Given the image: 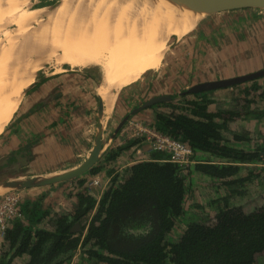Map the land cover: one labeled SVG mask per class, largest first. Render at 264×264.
I'll return each instance as SVG.
<instances>
[{
    "label": "trees",
    "instance_id": "16d2710c",
    "mask_svg": "<svg viewBox=\"0 0 264 264\" xmlns=\"http://www.w3.org/2000/svg\"><path fill=\"white\" fill-rule=\"evenodd\" d=\"M257 80L217 89L239 95L215 112L208 110L212 100L207 95L217 90L183 91L145 108L154 118L147 126L185 143L198 163L181 168L157 152L127 168L120 179L113 177L98 201L88 188L91 178L85 177L103 169L96 165L81 179L69 181L80 190L71 212L63 214L51 216L42 196L24 198L23 219L12 221L5 231L0 264H264V201L245 213L230 206L228 196L213 198L208 204L215 212L208 221L202 214L193 218V210L202 211L200 205L186 204L193 184L188 169L208 177L209 183L218 182L231 195L255 180L264 184V136L227 127L233 120L264 119L259 105L264 90ZM134 144L129 140L107 150L102 160L109 163ZM189 211L190 221L181 223ZM76 224L80 230L73 231Z\"/></svg>",
    "mask_w": 264,
    "mask_h": 264
},
{
    "label": "crops",
    "instance_id": "0c3cea01",
    "mask_svg": "<svg viewBox=\"0 0 264 264\" xmlns=\"http://www.w3.org/2000/svg\"><path fill=\"white\" fill-rule=\"evenodd\" d=\"M257 10L264 12V9H244L211 15V17H216L211 20L218 23L220 22V18H217L218 15L222 20H227L229 19L227 14L237 12V15H244L250 18L253 23L247 26L243 25L244 30L236 33L229 32V22L225 23L224 29L227 28L226 33L229 37L223 38V28H221V34H217L219 38L214 43V53L210 52L211 48L208 46L205 56L200 57L205 63V78H202L203 74H201V81L224 80L264 69V24L255 18L254 11ZM201 32L202 30L199 28L192 34L193 42H196L197 38L198 45H201L199 41L204 35ZM219 39L221 42L218 44ZM92 69L94 68L65 69L60 73H41L36 78L34 85L24 94L17 113L0 136V191L3 189L5 192H2L6 193L16 190L3 187L2 185L6 182L60 174L78 167L91 153L99 116L103 123V139L109 134L108 124L112 126V134H114L123 120L133 119L134 115L129 116V108L145 101L142 95L144 93L136 96L135 99L131 98L130 93L136 87L149 88L148 92V89L145 90V93H148L146 100H150L152 97L169 96L162 92L152 94L153 89H158L155 81L159 82L161 78L159 73L149 74L143 75L128 87L120 88L118 90L120 92H117L115 96L111 95L114 101L109 106V103L102 101L105 97L107 98L108 92L105 97H101L98 91L101 73L98 75ZM257 85L264 90V77L257 80ZM236 95H239L237 90L231 89L209 93L207 98L212 100V104L209 105L208 110L215 112L225 109L227 102ZM107 105L111 107L108 117L104 112V106ZM259 105L264 109V100L260 101ZM137 115L141 116V112ZM153 120L154 118H149V120H142L139 123L150 125ZM227 127L231 132L246 131L257 138L264 136V119L233 120L228 123ZM129 140L131 139L122 138L118 133L110 149L115 150ZM147 152L146 149H140L138 143L135 142L115 160L110 161L114 163L101 162L100 166L103 169L98 174L85 176L91 179L98 177L102 180L99 188H93L92 192L90 191L96 201L99 200L113 177L120 179L124 176L127 168L133 164L150 160L152 155ZM140 155H143V159L138 160L141 158ZM200 155L197 157L203 159ZM195 162L197 163V160ZM211 181L210 184H213L214 181ZM66 184L68 183L64 185ZM61 185L63 184L58 183L48 187L22 189L21 193H25L27 196L33 195L24 197L31 201L42 196L44 201L53 198L63 205L62 198H67L64 196V192L68 190L64 191L62 196L63 186ZM2 194L0 192V196ZM50 194L52 195L50 196ZM72 200L70 209H67L66 212H71L74 204V199L72 198ZM47 204H51V202ZM3 244L4 242L0 244V251ZM19 261L22 262V260Z\"/></svg>",
    "mask_w": 264,
    "mask_h": 264
},
{
    "label": "bare ground",
    "instance_id": "6f19581e",
    "mask_svg": "<svg viewBox=\"0 0 264 264\" xmlns=\"http://www.w3.org/2000/svg\"><path fill=\"white\" fill-rule=\"evenodd\" d=\"M33 1L0 0V135L48 64L99 68L98 91L111 106V95L161 67L171 37L187 36L207 14L185 0H63L31 9Z\"/></svg>",
    "mask_w": 264,
    "mask_h": 264
},
{
    "label": "rangeland",
    "instance_id": "374dc122",
    "mask_svg": "<svg viewBox=\"0 0 264 264\" xmlns=\"http://www.w3.org/2000/svg\"><path fill=\"white\" fill-rule=\"evenodd\" d=\"M34 2H35V0L33 1L32 6H30L31 9L34 7L35 8L40 7L42 5H46L48 8H50V7L59 5L61 2H63V0H37L36 3H34ZM237 14H238L237 12H232V13L227 14V16L229 18L227 20H225V19L222 20L221 17H219L220 15H218L217 18H220L219 19L220 22H218V23L211 20L213 18H216V17H211V15H208L207 17L205 16L201 21H199L196 25L195 30H198L200 28V30H202L201 34L204 33L203 36L201 35L203 38L201 37L200 41H199V43L201 42V45H198V42H197L198 39L197 38H196V42H193L194 36L192 34L195 30L193 32H191L190 34H188L187 36H184L180 39H178L174 36L171 37L169 39L168 49L166 51V54H165V57H164V60L162 62L161 67L156 71H149V72L144 74L145 76H147L149 74H158V73L160 74V78H161V79H159L160 81L159 82L155 81L158 89H153L152 94H156V93L159 94V92H162V93L168 94L169 97H173L175 95L177 96V94H181L183 91H187L188 89H190V87H192L194 85L207 82V81H201L200 80L201 74H203L202 78H205V75H204L205 74V72H204L205 63H203L204 61L200 57L205 56L206 49H208L209 47L211 48V49H209L210 52L214 53V49H215L214 43H216L217 39L219 38V36H217V34H221V28H223L222 34H223V38L225 39V38L229 37L228 34L226 33L227 28L224 29L225 23L229 22V24H228L230 27V28H228V29H230L229 32H235V33L239 32L241 30H244L243 25L247 26L248 24L253 23L250 18H248L244 15L241 16V15H237ZM254 14H255V18L259 19L260 22H262L264 24V12H261V10H257V11H254ZM230 39H232L231 36H230ZM220 42L221 41L219 39L218 44ZM199 48H200V50H199ZM65 69H71V68H69L68 66H65L63 68V70H65ZM63 70H57L56 67L48 64L41 72L38 73L39 75L38 74L37 75L40 76V73L47 74L50 72L60 73V71L62 72ZM92 70H94V72L98 73V75L100 74V69L94 68ZM262 70H264V69H262ZM38 76L35 77V80ZM123 88H125V87H123ZM28 90H26V91H28ZM145 90H147V92H148L149 88L141 89V87H136L134 90L131 91L130 96H131V98L135 99L136 96L144 93V94H142L143 99L145 101H148V100H146L148 98V93L147 92L145 93ZM110 91H112V89ZM119 92L120 91H118V93ZM25 93L26 92H24V94ZM24 94H23V96H24ZM152 96H154V95H152ZM152 98H154V97H152ZM145 101L138 104V105L136 104L137 106L130 107L128 110L129 116H133V115L136 116V117L133 116L132 118L137 122L142 121V120H149V118H153V114L151 115V113L148 112V110L143 109V110H139V111L133 113V111L136 110L137 108H139L140 106H142V104L145 103ZM110 111L111 110H109V114H110ZM140 112H141V116H138L137 114ZM16 113L17 112H15V114ZM15 114H14V116H15ZM12 119H11V121H12ZM107 128L109 131V134H108V136H109L110 133L112 132V126L108 124ZM104 137L106 138V136H104ZM103 153L104 152H102V154ZM102 154H101V156H102ZM142 156L143 155H140V157H142ZM110 163H114V162L112 161ZM197 163H198V161H197ZM115 164H117V163H115ZM118 164H120V163H118ZM195 164H196V162H195ZM96 165L100 166L101 162L98 161V163ZM190 171H192V170L188 169L186 174L188 177L192 178L191 183H193V184L190 187V191L187 193L186 204H187V206L188 205L190 206V205H193L194 203H196V204L200 205L201 209H202V211L193 210V218L196 217V218L200 219L201 215H199V214H202V217H204L205 220L208 221L209 219H211L214 215L215 207L208 204V201L209 200L212 201L213 198L217 199L220 197L228 196L227 197L228 204L230 206H240L245 213H250L251 211L255 210L256 208H258L260 205L263 204V201H264V184L261 182L262 180L261 181L255 180L253 182H249L248 184H250V185L247 184L245 186V188H239L238 189V193H240L239 195H235V194L231 195V194H228V189L220 186V184L218 182L214 181L213 182V183H215L214 185L210 184L208 182L209 181L208 177H204V176L199 175L197 173L196 174H193V173L190 174V173H188ZM79 179H81V177ZM67 183L68 184H66V185H64L65 183H61V184H63V185H61V186H63L62 187L63 190H61V192H62L61 195L63 196V192L68 190V191L64 192V196H67V198L66 199L62 198V201L64 202V204L62 203L63 205H61V203H59V202H56V200H54L53 198L45 199V201L43 199V206L49 210V213L51 216H53L54 214L66 213V210L70 209V205H71V202L73 200H72V197L69 196V193H71V196H73L72 192L70 191V188H72V186L74 184H72V182H69V181H67ZM75 184H77V182H75ZM75 188L77 190L78 186L73 187V189H75ZM15 191L22 192L21 190H15ZM93 191L95 193V190H93ZM3 192H5V191H3ZM53 193H55V192H53ZM3 194H5V193H3ZM20 194L23 196V198L33 196V195L27 196V194H25V193H20ZM51 195L52 194H50V196ZM50 202H51V204H47ZM73 206H74V204H73ZM190 215L191 214L189 211L188 214L186 215V217L183 220H181V223L185 224L187 221H190ZM181 223L178 222V224L175 226L174 230H176L177 227L179 225H181ZM77 254L79 255L80 253H77ZM77 258L75 256V259H74L75 262H78ZM20 263L21 262L18 261L15 264H20Z\"/></svg>",
    "mask_w": 264,
    "mask_h": 264
},
{
    "label": "water",
    "instance_id": "95a60500",
    "mask_svg": "<svg viewBox=\"0 0 264 264\" xmlns=\"http://www.w3.org/2000/svg\"><path fill=\"white\" fill-rule=\"evenodd\" d=\"M185 1H187L193 6L199 7L207 11L206 16L218 14V13L230 12V11L244 10V9H264V0H185ZM262 77H264V70H260L243 76H237L234 78L200 83L190 87V89H188L186 92L192 94L210 92L220 88H226L240 83L257 80ZM169 99H170L169 96L152 98L146 101L145 103H143L142 106L134 110L133 113L139 110H143L147 107L153 106L155 104L167 101ZM127 119L128 118H126L125 120H123L122 123L119 124L115 133H117L118 130L121 129V127L127 121ZM103 131H104L103 123L101 121V116H99L96 124L94 145L91 150V153L89 154L88 158L84 160L78 167L72 170L65 171L60 174H53L43 177L39 176V177L25 178L19 181L6 182L2 186L14 188L16 190L47 187L50 185L70 181L83 175L84 173L88 172L93 166H95L101 157L102 145H103ZM78 230H80L79 224H76L73 228V231H78Z\"/></svg>",
    "mask_w": 264,
    "mask_h": 264
},
{
    "label": "built area",
    "instance_id": "2783aa9c",
    "mask_svg": "<svg viewBox=\"0 0 264 264\" xmlns=\"http://www.w3.org/2000/svg\"><path fill=\"white\" fill-rule=\"evenodd\" d=\"M122 138L134 140L140 149H148V154L164 153L167 160L177 164L181 168L195 164L194 154L183 142L172 139L156 132L153 128L140 124L134 119H129L119 131ZM137 140V141H136ZM143 159V156L138 160ZM148 161V160H145ZM144 162V161H142ZM102 184L101 178L90 179L88 188H99ZM20 191H10L0 196V244L4 242V234L11 222L23 219L21 203L23 196Z\"/></svg>",
    "mask_w": 264,
    "mask_h": 264
},
{
    "label": "flooded vegetation",
    "instance_id": "af4514ba",
    "mask_svg": "<svg viewBox=\"0 0 264 264\" xmlns=\"http://www.w3.org/2000/svg\"><path fill=\"white\" fill-rule=\"evenodd\" d=\"M238 85V84H237ZM233 86H235V85H233ZM233 86H230V87H227V88H231V87H233ZM232 90V89H231ZM121 101V100H120ZM122 128V127H121ZM118 131H120V130H118ZM118 133L119 132H117V133H114V134H112V132L110 133V135L108 136H106V138L104 137V139H103V145H102V152H106L107 150H110V147H112V145H113V141L116 139V137H117V135H118ZM103 153V154H104ZM103 154H102V156H103ZM102 156H101V158H100V162H104L103 160H102ZM80 177V176H79ZM71 181V180H70ZM74 183V185L72 186V188H70V191L72 192V195L73 196H71V193H69V196L70 197H72L73 199H74V195L80 190L79 189V186L77 185V184H75V182H72V184ZM76 186H78V189L76 190V188L75 189H73V187H76ZM48 187V186H47ZM42 188V187H41ZM74 203H75V199H74ZM2 247V246H1Z\"/></svg>",
    "mask_w": 264,
    "mask_h": 264
}]
</instances>
